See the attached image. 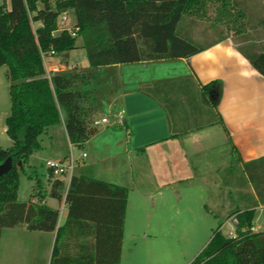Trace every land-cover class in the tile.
Returning a JSON list of instances; mask_svg holds the SVG:
<instances>
[{
    "label": "trees",
    "instance_id": "1",
    "mask_svg": "<svg viewBox=\"0 0 264 264\" xmlns=\"http://www.w3.org/2000/svg\"><path fill=\"white\" fill-rule=\"evenodd\" d=\"M259 0H10V7L0 0V66H7L10 82L11 112L6 117L10 148L0 147V164L12 157V168L0 176V239L2 229L27 222L30 230L54 231L59 210L46 204L18 200L21 172L31 155L41 149L40 136L49 127L65 123L70 142L82 148L99 132L94 120L103 100L107 71L118 64L187 58L204 49L194 35L202 19H209L208 9L215 8L210 27L219 28L220 39L231 34L244 44L239 50L264 75V47L253 31L264 32V7L255 9ZM39 3L42 6L39 7ZM264 4V0H262ZM73 11L75 36L58 31L61 13ZM206 33V32H204ZM234 34H236L234 36ZM86 51L89 67L70 69L49 77L43 54L55 51L68 57L78 38ZM197 37V38H195ZM223 91V82L214 79L206 84L192 78L156 82L147 92L160 98L171 123L187 122L201 126L200 118H211ZM200 116H197L199 115ZM210 113V115H209ZM209 116V118H208ZM122 128L126 126L123 122ZM244 170L259 200L264 203V157L244 163ZM51 171V170H50ZM51 196L61 199L66 182L55 175ZM128 188L84 175H72L66 191L68 215L57 231L53 247L54 264L64 232L77 230L88 220L97 234L113 236L121 254ZM236 237L219 228L190 264H264V232H255L254 210L236 213ZM101 238L98 237V241ZM97 264H101L98 258ZM106 264V263H104ZM111 264V261H110Z\"/></svg>",
    "mask_w": 264,
    "mask_h": 264
},
{
    "label": "crops",
    "instance_id": "2",
    "mask_svg": "<svg viewBox=\"0 0 264 264\" xmlns=\"http://www.w3.org/2000/svg\"><path fill=\"white\" fill-rule=\"evenodd\" d=\"M4 1L10 7V0ZM68 12L74 25V12ZM195 32L198 38L204 34L201 26ZM225 35L228 37L222 40L216 35L203 44V50L187 58L102 68L107 71L105 83L111 80V98L102 106L109 113L104 112L102 117L114 114L118 121L104 125L82 148L70 142L64 122L48 128L47 144L40 136L41 149L31 155L21 172L31 183L30 191L22 199L18 194V200L58 209V224L54 231L30 230L27 222L3 228L0 264H51L57 231L67 220L66 191L74 174L129 186L121 254L118 244L115 248L117 264H190L196 258L212 234L204 241H136V235L129 233L167 221L166 214H171L168 221L194 230L198 238L217 224L222 232L225 226L233 230L232 216L254 210V231L264 232V203L244 170L245 162L264 157V75L239 50L244 43L235 41L231 34ZM49 61L58 63L59 57ZM185 78L201 84L214 79L223 82L222 96L213 113L225 143L217 144L209 137L215 122L209 116L199 117L201 126H191L193 119L173 124L160 98L147 92L153 83ZM123 122L124 128L119 126ZM60 136L79 153L75 157L71 150L69 156L59 155L60 160L73 156L76 166L72 175L59 176L66 182V190L57 199L50 194L54 180L50 169L47 174L39 173L32 158L40 159L42 164L52 158V154L38 152L54 146ZM81 151L87 153L86 157ZM121 157L127 158V176L121 175ZM155 199H159L161 214L156 217ZM86 221L79 230L73 226L64 232L60 243L63 258L58 254L54 264H97L98 258L101 264L113 263V236L97 234L94 222Z\"/></svg>",
    "mask_w": 264,
    "mask_h": 264
},
{
    "label": "rangeland",
    "instance_id": "3",
    "mask_svg": "<svg viewBox=\"0 0 264 264\" xmlns=\"http://www.w3.org/2000/svg\"><path fill=\"white\" fill-rule=\"evenodd\" d=\"M50 1L52 3H54L56 0H50ZM262 7H264V4L262 3V0H259L258 4H256V6H255V9L258 11V13H260V11L262 10ZM207 15H208V17H210L209 19H202L205 21L203 23L204 25L201 26V30H204V32L211 29L210 24L212 22V18L215 15V8L213 5H211L209 7ZM61 21L62 20L59 17L58 23ZM74 25H73L72 15L69 12H67V20L63 23L61 22V26L62 27H72V30H73ZM220 27L223 30H225L223 25H217L215 29L219 31ZM216 30L212 29V30H209L206 33H204L201 37H199L197 39L196 44L197 45L198 44H204V43L210 41L211 39H213L217 34H219V32ZM252 34H253V37L258 40V43L264 47V32L262 33V32H258V31H253ZM235 35L236 34H234V36ZM77 45H78V47H76L74 50L69 52L68 57H64L63 55H57V57H59L58 63L60 62L62 64H67V68H68L67 70L78 69L79 71H82V70H85L86 68L89 67V62L87 59L86 51L82 47V39L80 37L77 40ZM6 72H7V66H0V147L5 148V149L10 148L12 146V141L10 140V137L7 135L6 131L4 130V128L6 126V122H5L6 116H8L11 112V99H10V91H9L10 82L7 79ZM109 73L112 74L111 71ZM100 97L103 100V104L105 101V105H106V101L110 100V98H111V80H110L109 84L108 83L104 84V88L100 92ZM104 112H106L107 114L109 113L106 110L100 109V111H98V113L96 115V119L102 117ZM107 117L112 122L118 120L114 114H109ZM211 119L213 120V122L215 121L214 124H211V126L214 128L212 131H214V132H212V134H208L209 137H213L215 139L214 141L217 144L222 143V142L225 143L224 134L221 131L222 129L219 126L220 122L218 121L216 114L212 113ZM104 125H106V124H102V125L98 126V128L100 129V128L104 127ZM109 128L113 129L115 127H112V128L109 127ZM41 138H42L43 144H47L48 138H47L45 133H43L41 135ZM204 141L207 144L208 137L205 138ZM209 141H211V140H209ZM71 150L73 152V155L76 157L77 154L79 153L78 149L76 147H70L68 141H66L63 138V136H60L54 141V146L48 147V149L46 148V150H44V151L41 150L38 153L41 152L42 154H44V155L47 154L48 156H49V154H52L51 155L52 159L60 160L59 155L61 156V158L65 157V156H69ZM32 159L35 160L38 172L42 173V174L43 173L47 174L48 167L46 166V164L45 163L42 164L40 159H35V158H32ZM119 160L120 161H118V162H120V167H121V171H122L121 175L122 176L129 175L128 171H127V173H128L127 174V173H125V170H124V166L125 167L129 166L128 162H127V158L121 157V158H119ZM132 172L137 173L136 171H134V169H132ZM30 184L31 183L29 182L27 176L21 174V184H20V188H19L20 199L25 198L26 194L30 191L29 190ZM127 188H129V186ZM172 201H173V199H172ZM170 202L171 201L168 200V202H167L168 205H170ZM155 203H156L154 206L155 210L153 211V213L155 212L154 215L156 217V216L161 215L159 213L160 212L159 211V207H160L159 199H155ZM170 216H171V214L164 215V217H166L165 219H167V221L161 220L160 222H158V224H152L146 230H139V229L134 230L133 229V230H130L129 233L136 235L135 236L136 241H204L205 237L209 236V234L213 235L214 231L218 228V224H217L212 229L207 230L206 233L201 232L199 234V237L197 236L198 238H196L194 230L189 229V228H184L180 224L168 221V218ZM261 222L264 223V213L261 216ZM229 231H231L230 227L225 226L223 233H225V235H226V233L228 234ZM41 253L39 254L40 257L42 256ZM27 261H28V259H27ZM27 261H26V263H27Z\"/></svg>",
    "mask_w": 264,
    "mask_h": 264
},
{
    "label": "built area",
    "instance_id": "4",
    "mask_svg": "<svg viewBox=\"0 0 264 264\" xmlns=\"http://www.w3.org/2000/svg\"><path fill=\"white\" fill-rule=\"evenodd\" d=\"M60 19L62 20L61 22H65L67 20V12H63L60 14ZM61 22H59V29L58 31H62V30H68L69 33L73 36H75V25L73 27H62L61 26ZM57 54L55 53V51H51L48 54H43V60H44V64L47 70V74L50 77L51 74L55 73V72H59V71H64L67 70V64H62V63H52L49 61V59L56 57ZM118 121V120H117ZM111 121L108 117L104 116V117H100L94 120V125L96 126H100L102 124H109ZM81 155L83 157H86L87 153L85 151H81ZM46 166L48 167V169H50L53 174L55 175H65V174H69L72 175L76 166L75 163V159L73 156L68 157L66 160H55V159H47L45 161ZM231 220L235 226V228L231 231H229L228 235L229 237H236V224L238 223V218L236 215L231 217ZM252 231L255 230V227L253 226L251 228Z\"/></svg>",
    "mask_w": 264,
    "mask_h": 264
},
{
    "label": "water",
    "instance_id": "5",
    "mask_svg": "<svg viewBox=\"0 0 264 264\" xmlns=\"http://www.w3.org/2000/svg\"><path fill=\"white\" fill-rule=\"evenodd\" d=\"M13 165L12 157H8L3 163L0 164V176L7 173Z\"/></svg>",
    "mask_w": 264,
    "mask_h": 264
}]
</instances>
